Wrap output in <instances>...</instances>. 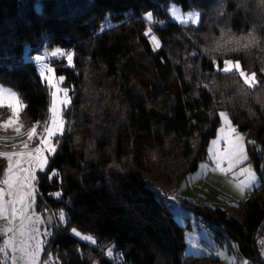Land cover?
<instances>
[{
    "label": "trees",
    "instance_id": "trees-1",
    "mask_svg": "<svg viewBox=\"0 0 264 264\" xmlns=\"http://www.w3.org/2000/svg\"><path fill=\"white\" fill-rule=\"evenodd\" d=\"M170 4L196 11L197 24L171 21ZM146 14L159 23L150 27L156 51ZM45 48L73 55L71 66L52 63L71 105L35 181L36 208L65 214L45 249L55 264H220L184 254L185 228L157 189L172 192L196 171L221 110L256 139L246 150L259 184L227 210L185 204L222 228L241 259L263 264L254 241L264 221V0H0V84L26 105L24 128L48 122L52 89L31 60ZM224 59L256 73L255 85L218 71ZM4 166L0 158V179ZM110 247L119 262L106 257Z\"/></svg>",
    "mask_w": 264,
    "mask_h": 264
},
{
    "label": "rangeland",
    "instance_id": "rangeland-1",
    "mask_svg": "<svg viewBox=\"0 0 264 264\" xmlns=\"http://www.w3.org/2000/svg\"><path fill=\"white\" fill-rule=\"evenodd\" d=\"M168 14L171 21L182 25L193 24V19H196L195 24H197L198 21V13H196V11H182L181 8L175 4H170ZM143 20H145L148 24V28L144 32V35L148 32L151 33V35H145V37L152 50L156 51L159 49L160 44L157 46V44L153 43L152 36L155 35L151 32L150 27L159 23L156 22L150 14L144 15ZM107 27H112V25L108 24ZM57 49L58 48L49 50L45 48L40 51V53L36 55L43 58L39 60V64L36 60H34L35 58H31V60L38 65L37 68L39 73L43 70L44 65L53 69L52 63L54 61L64 60L67 66H71L68 64L66 56L57 55L56 57H53L51 55V53ZM61 51L69 53V51ZM26 59L29 60L28 57H26ZM41 78L46 82L44 77L41 76ZM55 79L58 80L56 77ZM241 79L243 80V78ZM0 87L7 90H13L1 84ZM59 87L63 88L62 83L59 84ZM51 89L52 91H56V89ZM62 96L63 93H58L59 98H62ZM219 113H225L227 120L230 121L229 115L226 111L221 110L218 112L219 126L216 130L214 138H212L208 143L206 158L199 162L196 171L188 174L175 190L172 192H166L168 196L163 199L167 201L168 206L170 204L169 210L176 222L185 228L183 238L185 242L184 254L186 256L198 257L212 255L213 258H218L220 260V264H244V262L250 264L248 261L239 257L236 252L235 244L228 240L222 228L216 227L213 229H206L205 226L200 224L201 219L195 215L193 207L185 204L186 201H189L196 206L202 204L210 208L227 210L229 206H236L239 202H241L244 199L245 194L256 188L259 184L258 175L254 171L252 164L248 159L246 150L247 145L256 143V139L251 135H247L246 132L238 131L232 123L231 127H234L236 132H230V126L219 116ZM20 114L18 118H15L17 120L16 124L8 127L7 129L0 127V154L18 153L21 150L25 151V156L20 158L21 162L18 166L16 165L18 157L13 156L12 158V173L15 176V179L11 190L3 182L8 176L7 170L9 166V159L7 155H0V158H2L5 162L0 179V191H3L4 195L2 201L0 202L4 203L6 206L5 214L0 215V259L2 264H29L28 257L23 251H21V249H25L28 253H31L36 248L37 242H42L40 245L41 250L35 264H55V258L51 254H45V249L52 237L54 226L56 224L63 223L64 219L61 220L59 211H52L47 207H42V209L36 208L35 181L38 174L44 172L45 170L40 171L39 164L35 160L30 161L27 156V152H33V155H35L33 150L40 146V135L44 133V126L40 128L37 127V135L33 139L29 140L27 132L32 129V127L24 128L22 126ZM10 116L11 111L9 108L6 106L0 107V125L7 121ZM50 117L51 113L49 112L48 122H50ZM18 126L20 127L19 133L16 131V127ZM221 129H223V132H221ZM237 135L242 137L241 143L244 146V154L247 156V159L241 160L238 164L234 163V166L230 171H221V169H228L229 166L228 158L223 155L226 149H230L232 147L228 141L231 140L234 143ZM214 141L215 143H213ZM25 143L28 144V149L26 150L23 149ZM45 155L47 156V154ZM50 157L51 156H47L48 162ZM217 164H219V167H217ZM47 165L45 166V169ZM29 167L33 169L36 176L34 182L23 179L27 176V172L22 171V169H28ZM246 168H250L255 174V181L248 180L247 173L242 171ZM21 183H23V187H21ZM33 188L35 190L33 192L34 199L26 197V202L31 203L32 207L29 208L24 213V217H22L19 212L22 205L17 203L15 207L18 211L15 218H13L11 213L12 205L8 202L15 198L18 191L28 192ZM9 191L13 193L11 196L8 195ZM173 194H177L181 201H174ZM9 229L11 230L9 231ZM217 229L221 232L222 236H216ZM76 232L78 231L71 230L70 233L78 240L85 242L90 246L96 245V240L94 238L91 237V241L85 240L83 237L88 235L78 232L80 235L77 236L75 234ZM6 241L9 242L7 246ZM13 246L16 247L17 251H13ZM262 253H264V251ZM14 257L16 258L15 261L13 260ZM106 257L114 262H119L120 260L118 254L113 251V247L106 250ZM260 260L264 264V255L261 256Z\"/></svg>",
    "mask_w": 264,
    "mask_h": 264
},
{
    "label": "snow or ice",
    "instance_id": "snow-or-ice-1",
    "mask_svg": "<svg viewBox=\"0 0 264 264\" xmlns=\"http://www.w3.org/2000/svg\"><path fill=\"white\" fill-rule=\"evenodd\" d=\"M192 23L195 24L196 23V19L192 20ZM145 35H151L150 32L145 33ZM152 41L153 43L157 44V46H159V43L156 39L155 36H152ZM238 43H240V41H238ZM254 44L255 43V39L252 38L251 40H249L248 43H244L243 47L246 49L249 47V44ZM232 51H238L239 49H230ZM51 55L53 57H56L57 55L60 56H66L67 62L69 65L72 64L73 61V55L72 53H64L61 50L57 49L56 51H53L51 53ZM36 60H41L43 59L40 56H37L35 58ZM215 63V61H214ZM217 70L223 73H232L233 71L237 72L239 74V77L243 78V82L246 85L249 86H254L256 83L255 77H256V73H252V74H246L241 67V62L240 61H233L232 59H224L223 60V67H220L219 65H217ZM40 75L42 77H44V79L46 80V82L48 83V85L50 86V88L56 89V91H52L51 92V97H52V102H51V106L49 109V112L51 113V117H50V122L45 123L44 125V133L40 135V146L36 147L33 151L35 153V155H33V152H27V156L29 158V160H35L40 168V171H44L45 170V166L48 163V159L47 156H51L54 155L56 150H57V145L59 143V141L57 140L56 143H53V140L58 137V136H62L64 134L65 128H64V120H63V114H64V110H66L70 105H71V97L69 96V89L68 88H60L59 84L63 83L64 81V77L60 76L57 79H55L54 77V69L48 67L47 65L43 66V70H41ZM58 93H63L62 98L58 97ZM6 106L7 108L10 109L11 111V116L9 117V119L7 121H5L2 125H0V127H4L5 129H7L8 127L14 125L17 123V120L15 118H18L19 114L23 111V109L26 107V105L23 104L21 98L19 97L18 93L13 91V90H7L4 89L2 87H0V107H4ZM219 116L225 121L226 124H228L229 130L230 132L235 133L236 129L234 127H231V122L227 120V116L225 113H219ZM36 128L37 125H33L32 129H30L27 132V136L29 137V140L33 139L36 135ZM16 131L19 133L20 131V127H16ZM221 132H223V129H221ZM242 141V137L237 135L235 137V142L233 143V141L229 140L228 143L232 145V147L230 149H226L224 152V157H227L229 160V166L228 169H221V171H230L231 168L234 166V163H240L241 160H246L247 156L244 154V146L241 143ZM215 143V141L213 142ZM249 143H253V142H249ZM23 149H28V144L25 143L23 146ZM47 154V156L45 155ZM0 155H7L8 159H9V166H8V176L6 179H4V184H6L8 186V188L11 190L13 187V181L15 179V176L12 173V169H13V164H12V158L13 156L18 157L16 160V165L18 166L21 162L22 157L25 156V151L21 150L18 153H9V154H0ZM217 167H219V164H217ZM22 171H26L27 172V176L24 177V180H29L34 182L36 179V176L33 172V169L31 167H29L28 169H22ZM244 173H247L248 175V180L249 181H255L256 180V176L255 174L251 171L250 168H246L242 170ZM58 175V173L56 172H51L49 173V177L50 179L55 178ZM21 187H23V183H21ZM34 188L31 189L28 192H17L16 196L13 200L9 201L8 203L12 205V209H11V213H12V217L15 218L16 214H17V208L15 207V205L17 203L21 204L22 207L19 209L20 215L22 217H24V213L32 207L31 203H27L26 202V197L28 198H33V192H34ZM13 193L11 191H9L8 195H12ZM3 191H0V201H2L3 198ZM57 195H59V193H57ZM34 199V198H33ZM6 211V206L4 203L0 202V215H4ZM60 218L61 220H63L65 218V214L62 212L60 213ZM38 221V218H37ZM23 226V225H22ZM11 229H9L10 231ZM77 236H79L80 234L78 232L75 233ZM83 239L85 240H89L91 241V237L89 236H84ZM9 242L6 241V246ZM42 242H37L36 248L31 252L28 253L25 249H21V251H23L25 253V255L28 257V262L29 264H35V261L37 260L38 256H39V252L41 250L40 245ZM13 251H17L16 247L13 246ZM262 255H264V253H262ZM15 257L13 258V260L15 261ZM244 264H247V262H244Z\"/></svg>",
    "mask_w": 264,
    "mask_h": 264
},
{
    "label": "built area",
    "instance_id": "built-area-1",
    "mask_svg": "<svg viewBox=\"0 0 264 264\" xmlns=\"http://www.w3.org/2000/svg\"><path fill=\"white\" fill-rule=\"evenodd\" d=\"M37 56H35L36 58ZM36 60V59H34ZM39 64V61L36 60ZM157 194H158V198L163 199L165 197L168 196V194L160 189H157ZM173 198L174 201L179 202L180 201V197L177 196V194H173ZM200 224L202 226H205L206 229L212 228V226L207 225L206 223H204L203 221L200 222ZM258 235L254 241V248L256 249V251L259 253V255L262 253V251L264 250V221L262 222L261 226L259 227L258 231H257Z\"/></svg>",
    "mask_w": 264,
    "mask_h": 264
},
{
    "label": "crops",
    "instance_id": "crops-1",
    "mask_svg": "<svg viewBox=\"0 0 264 264\" xmlns=\"http://www.w3.org/2000/svg\"><path fill=\"white\" fill-rule=\"evenodd\" d=\"M263 251H264V250H263ZM263 251H262V252H263ZM261 256H262V255L260 254L259 257L261 258Z\"/></svg>",
    "mask_w": 264,
    "mask_h": 264
}]
</instances>
